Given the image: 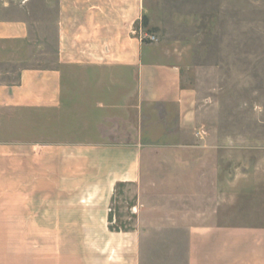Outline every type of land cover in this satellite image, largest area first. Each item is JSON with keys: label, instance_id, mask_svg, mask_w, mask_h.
<instances>
[{"label": "crops", "instance_id": "obj_1", "mask_svg": "<svg viewBox=\"0 0 264 264\" xmlns=\"http://www.w3.org/2000/svg\"><path fill=\"white\" fill-rule=\"evenodd\" d=\"M144 6L0 0V264H264V213L226 212L219 165L169 158L185 176L146 175L147 109L201 133Z\"/></svg>", "mask_w": 264, "mask_h": 264}, {"label": "rangeland", "instance_id": "obj_2", "mask_svg": "<svg viewBox=\"0 0 264 264\" xmlns=\"http://www.w3.org/2000/svg\"><path fill=\"white\" fill-rule=\"evenodd\" d=\"M49 11V12H48ZM51 20L53 8H47ZM141 20L155 43L183 67V84L197 92L198 131L179 132L162 107L147 109L142 147L147 176L179 179L177 164L219 165L227 180V213H264V0H145ZM145 26V27H144ZM50 38V37H49ZM167 122V123H165ZM204 137V138H203ZM220 149L169 155L161 149ZM176 164V162H175ZM158 172V174H159ZM190 179V174L181 179ZM234 180L241 188H234Z\"/></svg>", "mask_w": 264, "mask_h": 264}, {"label": "built area", "instance_id": "obj_3", "mask_svg": "<svg viewBox=\"0 0 264 264\" xmlns=\"http://www.w3.org/2000/svg\"><path fill=\"white\" fill-rule=\"evenodd\" d=\"M147 38H148L150 41H155V36L148 35Z\"/></svg>", "mask_w": 264, "mask_h": 264}]
</instances>
